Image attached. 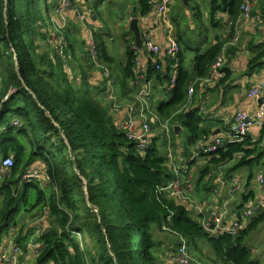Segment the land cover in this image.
I'll return each instance as SVG.
<instances>
[{
	"label": "trees",
	"instance_id": "16d2710c",
	"mask_svg": "<svg viewBox=\"0 0 264 264\" xmlns=\"http://www.w3.org/2000/svg\"><path fill=\"white\" fill-rule=\"evenodd\" d=\"M152 1L138 0V10L143 18L152 13ZM243 2H210V26L216 29L230 27L226 40L233 36ZM58 5V0H0V66L5 73L1 83L4 93L0 99V156L13 160L10 175L0 190L4 195L0 211V248L3 237L17 227V215L24 210L30 212L41 208L42 212L48 210L52 225L38 239L43 243V251L36 258V264H166L156 255L157 243L153 238L154 227L164 225L185 237L189 244L196 243V248L200 241L210 245L221 264H259L252 255L247 237L264 223V212L252 218L235 238L229 234L205 231L187 205L159 192L158 188L169 185L175 178L167 155L161 154V147H167V144L163 146L154 140L145 152H141L134 142L128 141L126 134L117 126L115 117L108 113L100 100L90 95L92 92L88 90L90 85L87 82L92 65L88 52L80 56L89 64L86 67L80 65L83 88L75 85L77 77L71 70L67 72L73 59L78 61L77 38L71 32L75 25L63 30L69 45L68 68L58 55L54 58L38 56L35 38L45 37L52 31L51 20L56 16ZM196 18L203 24L201 14ZM96 37L101 61L111 68L116 64L115 58L110 55L101 35ZM215 40L216 43L204 53L195 51L194 75L199 79L208 76L212 64L223 50L224 40L220 37ZM177 41L184 50L177 57L175 87L162 91L167 97L157 108L162 117L173 114L184 104L191 81V73L184 63L185 52L192 47L183 37L178 36ZM134 44L136 46L134 37L125 41L126 63L119 67L116 65L117 72L112 77L113 86L120 88L117 91L119 100L126 103L127 98L134 100L138 90L134 75L138 51L132 49ZM262 64L264 41L253 46L247 75H253ZM157 66L148 61L147 81L160 85L169 83L170 78L166 74L169 75L173 67L166 68L165 73L157 70ZM224 75L221 82L230 76L227 69H224ZM94 88L98 94L106 95L105 79ZM204 121L197 109L176 118V124L185 130L186 137L183 143L177 144L176 138L181 133L175 129L173 148L179 151L183 146L180 158L185 161L179 165H188L190 172L198 164L196 160L187 164L191 149L195 148L194 151L200 153L198 147L205 149L214 141L202 143L213 134L212 129H204ZM15 122L20 125L16 126ZM263 134L264 124L258 139L248 135L241 143L226 142L223 148L213 153H200V158L207 165L199 167L196 172L199 176L197 189L203 185V177L205 179L213 169L235 160L237 164L233 169L248 168L251 179L256 168L264 176ZM36 161L45 166L49 187L57 188L50 194L36 181L22 180L23 174ZM81 176L88 184V201L83 195ZM248 198L246 196V200ZM90 205L97 207L100 218L96 228L101 238L94 249L78 240L79 237L87 239L93 232L86 222L87 217H82L84 213L89 216ZM103 229L107 233L105 237Z\"/></svg>",
	"mask_w": 264,
	"mask_h": 264
},
{
	"label": "crops",
	"instance_id": "0c3cea01",
	"mask_svg": "<svg viewBox=\"0 0 264 264\" xmlns=\"http://www.w3.org/2000/svg\"><path fill=\"white\" fill-rule=\"evenodd\" d=\"M210 2L211 0H187V3H185V0H177V1L172 0L171 4L167 8L168 13L164 17V19L158 18L156 13L153 11L150 15L143 18L138 10V2H136L133 5V8L129 9L131 13L130 18L132 20L135 18L138 20L139 30H141L143 42L146 41V39H152L157 44H159L161 48H163L164 51L161 57L156 61V63L164 68L165 73H166V68L170 67L169 65L171 62L165 54V47L168 45L170 40L176 39L174 37L175 32L174 29L172 28L170 21L171 19H174V17L172 16L173 11L176 10L178 12H182V14L184 12V17H188L184 19L185 40H187L189 42L188 45L192 47L191 50L186 51V57H185L186 67L191 73V81L188 84V92L192 87H194V93L191 96L188 105H189V110L197 109L202 114L205 120L204 129L205 130L212 129L213 131L212 137L210 136L206 138L205 141L202 142L204 144L206 143L208 144V142H212L216 137H220L223 139L227 138V131L229 130L232 121L234 119V116L236 115L237 112L248 110L254 114L258 110L259 103L253 99L248 98L247 93L252 86L257 85L261 83L262 80H264V64H262V67H260L257 71H255L253 75L250 76L247 75V70L249 66L248 62L252 56V48L253 46L261 44L264 41V21L261 25H256L250 22L238 20L235 26L236 27L235 30L241 32V40L237 46H233L231 45L232 38L226 40L228 34L230 33L229 30L230 27L222 26L221 28L218 27V29L210 27V16H211V11L209 9ZM261 2H262V8L260 9L261 10L260 15L263 17L264 20V1L261 0ZM104 3L105 1L103 2L101 0H75L77 9H79L80 12L90 15V20H91L90 27L93 30L94 28L92 24L95 23L99 24V16L101 15V10ZM114 3H116V0H111V4ZM95 6H98V9H95ZM191 13L192 15H189ZM200 14L202 15L203 24H200L198 18H196V16L198 17ZM74 18L75 15L71 13L69 15L68 27L69 26L72 27L73 25H75V27L71 30L72 34H75V38H77V41H81L82 43L84 41L85 44H83L79 49L78 47L76 48V50H79L76 56L79 55L77 56V59L78 62L80 61V64H78V62H76V60L72 58L73 59L72 64L69 65V70L67 72L69 73L71 70L72 75L74 77H77L75 80L76 82L75 85H77V87H82L81 84H82L83 75L81 72L82 69H80V65L86 67L88 63L80 59V56L83 53L88 52L87 33L82 31L80 27L75 24ZM223 19H226L225 15H223ZM194 23L196 24L193 26ZM127 27H128L127 28L128 32L126 33L127 40H131L133 37L135 38V36L133 32L129 29L130 25H128ZM217 37H220L222 41L224 40L225 42L223 46V49L225 48L227 52V63L225 65L226 66L225 69H227L230 76H228V78L224 80V82L219 81L217 84L202 90L198 85V82L201 79L195 77L194 75L193 59L195 57V53H196L195 51L201 50V52L204 53V51L210 45L216 43L215 39ZM123 49H124L122 51L123 62H121L120 64L117 63L118 67L119 65H124L126 63L125 46H123ZM108 50L110 55L113 58H115L112 55L110 49ZM189 54L192 55L191 58L189 57ZM148 61L152 62V57L150 53L147 52V50L138 51V62L140 63V65L144 66L148 64ZM114 65L111 66L113 70L111 68L109 69L112 71L113 74L116 75L117 66ZM103 66L106 68L105 65ZM103 72H104L103 69H98L94 67L90 68L89 80L87 82V84L90 85L88 90L94 94L96 99L100 100L103 107L107 109L108 113H110L113 117H115L116 121H118L119 119H124L127 116L128 111L124 109L117 115H113L111 113V109H110L111 107L108 104L106 95H104L103 93L98 94V90L94 88L96 85L100 84L104 79ZM166 75L169 78V75L168 74ZM168 84L169 83L166 82L163 85H160L155 81H152L150 83L152 87V96H151L150 104L155 112H157V108L159 104L163 101H166L165 99L166 97L164 96L162 91H164V89L168 87L167 86ZM115 87L117 88V91L120 89L117 87V85ZM84 89L86 88L84 87ZM156 89L160 91V94L162 96L161 98L158 97L156 98V92H155ZM136 93L137 91L135 92V94ZM130 97L132 98L133 96L130 95ZM127 99L125 101H129V99L128 100ZM184 104L179 108L178 111L174 112L176 114H174L172 117H162L158 112L157 113L162 117V119H165V121L167 120V118H171L172 120L173 117L183 114L181 113L180 110H182ZM174 125H176V128L178 127V133H181V135L176 138L177 144H181L183 143V140L186 137L184 135L185 130H183L178 124H174ZM155 129L157 130V128ZM262 130H263V125L254 127L250 132V136L253 137L254 139H258L261 136ZM155 131L151 135L153 141L154 140L156 141L157 138L159 137V136L157 137ZM198 148L201 150L203 146ZM194 150L195 148L191 149L192 153H195ZM183 151H184L183 146H180V150L178 151V153L176 154L174 153V157L177 162L175 163L177 165L183 162L180 158L182 156ZM197 163L198 164L192 168V173L195 174L196 176H197L196 172H198V168L199 167L205 168L207 165V162H205L203 159H199ZM235 163L236 160L229 164H226V166L220 167L217 170L219 172V175L214 178L213 184L209 186L204 197L201 196V194L198 192L199 189H197V185H195V189L193 191L195 219L200 220V222H202L201 216L203 215L198 213L197 204H201L205 212H208V210L211 209L225 211L226 223H229L232 220L233 216L235 215L234 212L236 211L237 208L241 207L242 205L253 203L254 201L260 202L264 200V187H260V185L256 180L258 176L262 175V172L257 168L254 169L251 179L249 169L248 168L239 169V170L233 169L234 166L237 164ZM35 169L37 168L34 163V167L30 168L27 172L34 171ZM217 171L214 170V172ZM220 173H221V177H223L224 179L234 178L241 181V183L243 184V189L233 197H230V195L228 194L227 186H220L218 182ZM213 189L219 190L218 192L220 194L217 198L213 196ZM246 196H249L247 200H246ZM37 222L38 224H42L46 229H50L52 225L51 223L49 225H47L46 223L44 224L41 220L38 219L35 220L31 219L28 220V228L23 232H20L21 228L17 225V227L19 228V232L18 234H16L15 243L20 244L21 246H24V244L25 246L29 244V242L35 235V230L32 228V226L35 225V223L37 224ZM258 230L260 231V233H263V238H264V223L261 224L258 227V229L255 231ZM28 231L30 233H27ZM12 235L10 233L4 236L3 244L6 243L9 239H11ZM248 245L251 248L252 245L249 243ZM163 255L160 257V259L166 264H168L169 254L166 257H164ZM21 261L25 264H36L35 258L30 253H26L22 257Z\"/></svg>",
	"mask_w": 264,
	"mask_h": 264
},
{
	"label": "built area",
	"instance_id": "2783aa9c",
	"mask_svg": "<svg viewBox=\"0 0 264 264\" xmlns=\"http://www.w3.org/2000/svg\"><path fill=\"white\" fill-rule=\"evenodd\" d=\"M59 5L55 9L56 16L51 20L52 26V35L54 43L57 44L58 56L61 58L62 63L66 66L68 65V55H69V45L64 37L63 30L68 27L69 24V15L75 12V24L80 27V29L87 33V51L90 55V63L92 67L103 69L104 79L106 83V98L109 106L111 107V113L117 115L122 110L126 109L128 111L127 116L124 119H119L117 121V126L122 130L128 139L137 145V148L141 152H145L146 149L153 142L152 133L156 130L155 126H158L157 123L160 122L161 116L155 112L150 104L152 96V87L151 82L147 81V72L149 70L148 64L141 66L140 63L136 62L134 75H135V84L138 87L137 93L134 96L133 101H128V103H123L119 100L117 96V90L113 86L112 81V72L110 69H106L101 61V51L99 50V45L96 37V31L91 27L90 15L80 12L77 9L75 0H58ZM172 0H153L152 1V10L156 13L157 17L164 19L168 13V6L171 4ZM257 0H244L241 6V14L239 21H246L256 25H261L263 23V17L260 15L254 14V4ZM241 40V32L235 30L231 39V45L237 46ZM136 51H140L137 46L132 47ZM143 50H147L152 57V63L157 64L156 61L161 57L163 53V48L157 44L152 39H146L143 42ZM181 52L179 42L176 39L170 40L168 45L165 47V54L167 58L171 61L170 67L172 68L171 73L169 74V84L168 89H172L175 86L177 79L176 69L178 68L177 55ZM227 63V52L224 48L221 54L218 56L216 61L212 64V68L208 76L204 79L199 80L198 85L200 89L204 90L207 87L217 84L220 80L224 78V69ZM158 65V64H157ZM157 70L164 72L162 66H157ZM1 91V90H0ZM194 93V87H192L187 93L186 101L184 107L182 108L181 113H186L189 111V100ZM189 97V98H188ZM247 97L253 99L259 103L258 110L253 114L248 110L239 111L234 116L232 124L227 131V138L223 139L216 137L212 144L206 146L205 149H201L200 153L203 155L210 154L223 148L226 142H235L241 143L244 141V138L250 135L251 130L254 127L262 126L264 123V80L261 83L252 86L248 93ZM6 100V98H5ZM16 126H19V122L14 123ZM164 134H165V144H167V149L169 153L167 158L169 162L173 161L170 164V168L175 174V178L170 181L169 185L165 187H160V193H166L168 196L179 201L181 204L188 205L194 201L191 199L193 191L195 189L196 183L194 182L196 175L190 172L188 165L181 164L177 165L174 162L173 155L171 151L173 150V129L176 125L171 124V119L167 118L163 122ZM200 153H192L189 157L187 164L200 158ZM185 160H183L184 162ZM13 166V160L11 158L2 159L0 162V190L1 185L5 179L10 175V170ZM45 172V171H44ZM46 174V172H45ZM47 175V174H46ZM24 179V180H23ZM22 180L29 182H38L42 186L44 183V177L42 172L38 170L26 172ZM257 182L260 187H264V176L263 174L257 177ZM220 186H227L228 194L230 197H233L243 189V184L241 181L228 178L224 179L223 177L218 178ZM219 190L213 189V196H219ZM198 213L202 217V227L205 231H209L212 234H229L235 238L240 231L246 228V225L250 223L252 218L262 214L264 212V200L253 203L246 204L243 207H239L234 212L232 220L229 223H226L225 211L211 209L208 212L204 211V208L201 204H197ZM42 218L49 219V212L47 209H44L42 212ZM35 230V235L26 246H21L20 244L15 243L16 234L19 232V228L11 230L12 238L9 239L6 243L0 248V264H25L23 263L22 257L26 253H30L36 260L43 251V243H40V239L44 234H46L49 229H46L42 224H37L32 226ZM163 230L171 232L179 240V245L176 249L169 254L168 264H203L198 259H196L191 251L189 250V242L181 234L169 229L167 226L162 227Z\"/></svg>",
	"mask_w": 264,
	"mask_h": 264
},
{
	"label": "rangeland",
	"instance_id": "374dc122",
	"mask_svg": "<svg viewBox=\"0 0 264 264\" xmlns=\"http://www.w3.org/2000/svg\"><path fill=\"white\" fill-rule=\"evenodd\" d=\"M104 1H105V3L102 7L101 15L99 16V24L100 25L95 23V24H92V26H93L94 30L96 31V35L97 36L101 35L102 40L106 45V48L110 49L112 55L116 58V61H117L116 65H117V63L120 64L121 62H123L122 51L124 50L123 46H125V41H127V34H126L128 32L127 26L130 25V23L132 21V19L130 18L131 13H130L129 9L133 8V5L136 2H138V0H116V3H114V4H111V0H103V2ZM254 8H255L254 14L260 16V13H261L260 9L262 8L261 0L256 1V3L254 4ZM189 15H192V13ZM172 16L174 18H176L175 20H173V19L170 20L172 28L174 29V32H175L174 37L176 39H178V36L185 38L184 19L188 18V17H184V12L182 14V12H178L176 10L173 11ZM192 18H193V16H192ZM44 24L47 25V22L45 21ZM195 24L196 23H194L193 26ZM50 33H48L50 36L46 35L45 37L35 38V43L37 46V51H38L39 57H44L45 55H48L49 57L51 56V58H54L55 56L58 55L57 44L52 43V42H54V39H53V35ZM76 43H77L76 46L78 47V49L83 45V43L81 41L76 40ZM183 50L184 49L182 48L181 51H183ZM76 51L78 52L79 50H76ZM185 55H186V52H185ZM77 56H79V55H77ZM177 57H178V55H177ZM189 57L191 58L192 55L189 54ZM72 58H73V56L71 57V59ZM2 60H4L3 63L6 62V60L4 58ZM76 62H78V61H76ZM116 65H114V66H116ZM184 67H186V59H185ZM106 69H109V66L106 67ZM114 75L115 74H113V77H114ZM4 79H5V73L1 70V66H0V90H1L0 91V99L2 98V94L4 93L3 87L1 86V83L4 82ZM155 92H156V98L162 97L160 94V91L158 89H156ZM90 95L94 96L93 93H90ZM90 95H88V96H90ZM165 99H167V97ZM174 112H173V114L170 113V115L167 114L166 116L172 117L174 114H176ZM177 117L178 116L173 117V119L171 120V124H176V118ZM169 119H171V118H169ZM164 121H165V119H162V117H161L160 122L157 123L158 126H155V128H157V130L155 131L157 134V137L159 136L158 138L156 137L157 142L163 146L165 143V134H164L165 132H164V127H163ZM175 129L177 132L176 127L173 129V131ZM184 135L186 136L185 131H184ZM168 153H169V149H167V147H161V154L163 156H166ZM171 153L173 155L174 162H176L175 157H174V153L176 154V153H178V151L174 150V148H173ZM1 160H2V157L0 156V162H1ZM169 163L171 164V163H173V161L172 162L170 161ZM35 166L37 168L35 170L42 172V175L44 177V183L42 184V188L45 191H48V194L52 193V191L56 190L57 188L49 187L48 177L44 172L45 166H43V163L40 161H36ZM33 167H34V165H33ZM33 167H31V168H33ZM218 169L219 168L213 169V171L210 172L209 175L205 179L203 177L204 183H203V185H201L199 187V190H198V192L201 194V196L204 197V195L206 193V190L204 188L207 189V187L211 186L214 182L213 181L214 178L219 175V172L217 171ZM214 170H216L217 172H214ZM23 176H24V174H23ZM220 176H221V173H220ZM80 179H81L82 184H83V188H82V190L84 192L83 195L85 196V198L88 201V199H89L88 191L89 190H88L87 181H86L85 177H83V176H81ZM198 179H199V176H196V178L194 180L196 185L199 182ZM196 192H197V189H196ZM31 194H32V192H31ZM33 196H34V194H33ZM33 196L31 195V197H33ZM191 199L193 200V195H191ZM3 201H4V195L0 194V211L3 208V206H2ZM31 203H33V201H31ZM90 207H91V212H90L89 216H87L84 213L82 215V217H83V219H85L87 217L86 222L89 224V228L92 229L93 232H92V234L88 235L87 239H81V237H79L78 240L81 243L87 245L89 248L94 249L95 244L101 238V233L96 228L97 224L100 223L99 222L100 218H99V210L97 209V207H95L94 205H90ZM187 207H189L192 215L194 216L193 203H189L187 205ZM28 208H30V206H28ZM42 216L43 215H42V209L41 208L32 210L30 212H27L26 210H24L22 213L17 215L16 219L18 222V226L21 228L20 232H23L24 230H26L28 228V220H31V219L32 220L38 219V220H41L44 224L46 223L47 225H49L51 223V220H49L48 218H42ZM27 233H30V232L28 231ZM106 234H107L106 230L103 229V236L105 237ZM153 238L157 243V248L155 250V253L158 256V258H160L163 254H164L163 256L166 257L168 254H170L173 251V249H176L179 245V240H177V237L174 234H172L171 232L169 233V232L163 230L162 227H158V226L155 227V229L153 231ZM247 238H248L247 243L252 245L251 250H252L253 257L259 261V264H264V238H263V233H260L259 230L254 231ZM107 247L109 250L111 249V245L109 243H108ZM189 250L191 251L193 256L195 258H197L203 264H221V262L218 260V258H216V255H215L212 247L210 245L206 244L205 242L200 241L198 243L197 248H196V243H190L189 244ZM95 252L96 253L98 252L97 248L95 249Z\"/></svg>",
	"mask_w": 264,
	"mask_h": 264
},
{
	"label": "water",
	"instance_id": "95a60500",
	"mask_svg": "<svg viewBox=\"0 0 264 264\" xmlns=\"http://www.w3.org/2000/svg\"><path fill=\"white\" fill-rule=\"evenodd\" d=\"M185 3H187V0H185ZM129 29L133 32L135 36V43H136L137 48L140 51H142L143 50V38H142L141 30H139L138 20L136 18L131 21ZM177 132H178V127H177Z\"/></svg>",
	"mask_w": 264,
	"mask_h": 264
}]
</instances>
